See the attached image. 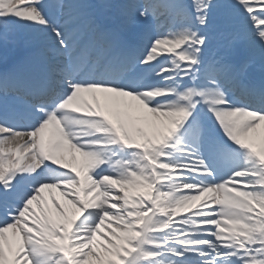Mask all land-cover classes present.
I'll return each mask as SVG.
<instances>
[{
    "label": "snow or ice",
    "instance_id": "snow-or-ice-1",
    "mask_svg": "<svg viewBox=\"0 0 264 264\" xmlns=\"http://www.w3.org/2000/svg\"><path fill=\"white\" fill-rule=\"evenodd\" d=\"M12 30L40 62L0 70V264H264V82L232 59H264V0H0Z\"/></svg>",
    "mask_w": 264,
    "mask_h": 264
},
{
    "label": "bare ground",
    "instance_id": "bare-ground-1",
    "mask_svg": "<svg viewBox=\"0 0 264 264\" xmlns=\"http://www.w3.org/2000/svg\"><path fill=\"white\" fill-rule=\"evenodd\" d=\"M90 3L93 4H120L123 0H89ZM115 7H107L102 8L97 11V15L102 14L106 18V23L103 22L109 28H114L118 34H121L120 29H123V25H129V31L133 36H136L138 30L141 28L136 22L129 20L128 18L124 17L118 8H115V14H112L110 11ZM108 9V10H107ZM111 20H113V25H110ZM112 24V23H111ZM145 32H147L146 27H144ZM143 35V37H144ZM120 37V36H119ZM24 48H29L31 51L28 55H23L22 51ZM37 49V41L33 34L27 31H16L12 30L8 37V44L4 46L0 44V70H3L5 63L8 60L12 61H23L22 63V75L28 76L32 73V69L35 65L39 64V57L33 55ZM233 55L232 59L234 62L239 63L242 62L239 56H245V60H250V67L249 71L245 77L247 81H250L253 72L259 71V68L255 67L251 60L254 59L261 60V68L264 71V59H262L261 54L259 52H252L247 49V47L240 41L236 40L233 44ZM210 54V53H209ZM264 130V128H262ZM47 195V194H45Z\"/></svg>",
    "mask_w": 264,
    "mask_h": 264
},
{
    "label": "rangeland",
    "instance_id": "rangeland-1",
    "mask_svg": "<svg viewBox=\"0 0 264 264\" xmlns=\"http://www.w3.org/2000/svg\"><path fill=\"white\" fill-rule=\"evenodd\" d=\"M118 11H119V9H118ZM102 17H104V16H102ZM123 28H124V29H122L121 32H123V33L126 34V35H130V36H131L130 31H129V29H130V28H129V25H123ZM141 30L145 32V29H144V27H142V26H141ZM139 33L141 34V31H139ZM139 33H138V34H139ZM143 34H144V33H143ZM142 39H143V37H140V38H139V41L142 42Z\"/></svg>",
    "mask_w": 264,
    "mask_h": 264
}]
</instances>
